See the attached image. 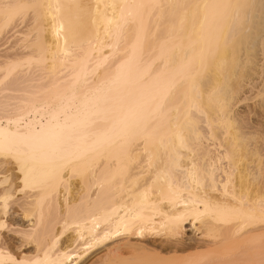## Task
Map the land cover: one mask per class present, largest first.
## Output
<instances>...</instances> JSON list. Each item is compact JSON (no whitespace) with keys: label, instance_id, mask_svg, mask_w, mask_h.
<instances>
[{"label":"bare ground","instance_id":"6f19581e","mask_svg":"<svg viewBox=\"0 0 264 264\" xmlns=\"http://www.w3.org/2000/svg\"><path fill=\"white\" fill-rule=\"evenodd\" d=\"M4 2L0 259L256 264L264 0Z\"/></svg>","mask_w":264,"mask_h":264},{"label":"rangeland","instance_id":"374dc122","mask_svg":"<svg viewBox=\"0 0 264 264\" xmlns=\"http://www.w3.org/2000/svg\"><path fill=\"white\" fill-rule=\"evenodd\" d=\"M20 26V25H19ZM19 26H17L16 28H14L12 31L14 32V30H19L18 28H19ZM20 28H22V26L20 27ZM10 32H11V30H10ZM16 33V32H15ZM15 33H13V36L11 35L12 33H8L7 35L5 34L3 37V39H4V41H6V42H4L3 40H2V38H1V40H2V42L4 43H2V44H0V52L2 51V50H4L5 51V49H6V51L8 50L7 48H6V46H9L10 47V49H11V51H14V49L16 48H14V49H12L13 48V45H12V42L14 41V39H15ZM9 35H11L10 37H9ZM16 35H17V33H16ZM6 36H8V37H6ZM6 38V39H5ZM12 38V39H11ZM12 40V41H11ZM14 43V42H13ZM9 44H11L12 45V48H11V46L9 45ZM262 45V44H261ZM261 45H260V47H261ZM8 47V48H9ZM262 47H263V45H262ZM3 48H5V49H3ZM9 49V50H10ZM3 51V52H4ZM9 52V51H8ZM4 53H7V52H4ZM3 54V53H2ZM1 54V55H2ZM264 72H262L259 76H258V79L260 78V80L264 77L262 74H263ZM261 75H262V77H261ZM257 82H258V80H257ZM257 82L255 83L256 85H257ZM263 83V82H262ZM261 83V81L258 83V85L259 86H255L254 87V89H251L247 94H246V99H244L243 101H240L241 102V104H240V106H239V109L241 110H244V113L245 114H247V120L249 121V123L250 122H253V123H255L256 124V122H257V127L259 128L260 127V124H262L261 126L262 127H260V131H258V132H261L262 130L264 131V108H262V107H264V83L262 84ZM260 84H262V85H260ZM263 86V87H262ZM262 100V101H261ZM261 102H263V103H261ZM261 104H262V106H261ZM262 109H261V108ZM250 110V111H249ZM262 116V117H261ZM259 121V122H258ZM252 123V124H253ZM260 123V124H259ZM263 134H264V132H262ZM13 207H16L15 205H13ZM18 214H16L15 215V218H16V221L19 223V224H26V222H25V220L24 219H22V218H20L19 216H17ZM19 220H18V219ZM18 225V224H17ZM17 225H12V226H8L7 227V230H6V228L5 229H2V233H1V235H3V236H0V240H2V241H6L7 243H9V242H11L12 244H13V246H18V244H20V241L19 242H17L18 240H20L19 238H20V234H18V232L16 233V232H14L13 230H17V228L18 229H20L21 228V225H20V227H19V225L17 226ZM11 229V230H10ZM2 237V238H1ZM8 238V239H7ZM16 238H17V240H16ZM4 239V240H3ZM11 243H9V244H11ZM11 244V245H12ZM24 248V246H22V247H20V249L19 250H22ZM25 249V248H24Z\"/></svg>","mask_w":264,"mask_h":264},{"label":"snow or ice","instance_id":"6c2138e0","mask_svg":"<svg viewBox=\"0 0 264 264\" xmlns=\"http://www.w3.org/2000/svg\"><path fill=\"white\" fill-rule=\"evenodd\" d=\"M28 6L22 5V4H10L7 2H4V0H0V13H3L5 15H9L13 10H15L16 15H21L23 14V11L27 8ZM11 19V16H9ZM14 146L12 144H8L7 146L0 144V151H5V152H12ZM237 211H242V209L237 210ZM261 257L256 264H264V237L261 238ZM71 257L68 260V264H71ZM0 264H45V261H42L40 259H32L30 257H21L19 259H14L12 257H9L7 260L0 259ZM119 264H193L192 261L189 260H184V261H156V260H149V259H144V260H136V261H120ZM206 264V262H204ZM223 264V262H221Z\"/></svg>","mask_w":264,"mask_h":264}]
</instances>
